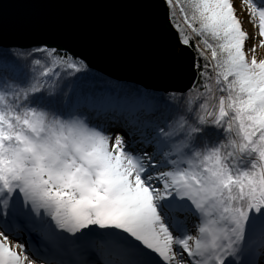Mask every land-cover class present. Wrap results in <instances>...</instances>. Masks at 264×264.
<instances>
[{
  "label": "snow or ice",
  "instance_id": "6c2138e0",
  "mask_svg": "<svg viewBox=\"0 0 264 264\" xmlns=\"http://www.w3.org/2000/svg\"><path fill=\"white\" fill-rule=\"evenodd\" d=\"M161 2L195 100L0 51V264H264V5Z\"/></svg>",
  "mask_w": 264,
  "mask_h": 264
},
{
  "label": "water",
  "instance_id": "95a60500",
  "mask_svg": "<svg viewBox=\"0 0 264 264\" xmlns=\"http://www.w3.org/2000/svg\"><path fill=\"white\" fill-rule=\"evenodd\" d=\"M166 11L161 0H0V49L48 45L113 81L183 94L196 82V55L178 58Z\"/></svg>",
  "mask_w": 264,
  "mask_h": 264
},
{
  "label": "trees",
  "instance_id": "16d2710c",
  "mask_svg": "<svg viewBox=\"0 0 264 264\" xmlns=\"http://www.w3.org/2000/svg\"><path fill=\"white\" fill-rule=\"evenodd\" d=\"M260 1H262V0H260ZM35 49L36 48H32V49H29V50L0 49V51H2L3 54L5 55V57L8 58L7 59L8 67L5 69V71L8 72L9 74H11L13 68H15L16 75H19V76L27 75L29 73V66L26 63V58H27V56L29 54L34 53ZM16 53H22L24 55L25 59H20V58L15 57V56L12 55V54H16ZM62 54H63V52H62ZM195 55H196V53H195ZM196 60H198L197 55H196ZM90 77H93V78L94 77H103L105 80L109 79V78L105 77L104 75H102V74H100V73H98L96 71H93V70H91ZM198 79H199V77H198V74H197L196 82H197ZM111 81L113 83H117L116 81H113V80H111ZM119 83L131 86V87H139V86L134 85V84L123 83V82H119ZM83 86L84 85L82 83H77V84L73 85V83L70 82V81L66 82V81L62 80L60 82V84L56 85V90H65L66 89L68 91H71L73 87L79 88V87H83ZM156 94L157 95H161V96L166 95V93H161V92H156ZM175 94L180 95L178 93H175ZM186 94H188L189 97L193 98L194 100H195V98L197 96L200 95V93L197 92L194 87L191 90H189L188 92H186ZM212 131L214 132L215 130H212ZM220 138H222V137H217L215 135H210L208 137V141L207 142L209 143V145H211V144L215 143L217 139H220ZM203 144H204V141H199L198 142V146H200L201 148L203 147ZM191 222L192 221H190V223Z\"/></svg>",
  "mask_w": 264,
  "mask_h": 264
},
{
  "label": "rangeland",
  "instance_id": "374dc122",
  "mask_svg": "<svg viewBox=\"0 0 264 264\" xmlns=\"http://www.w3.org/2000/svg\"><path fill=\"white\" fill-rule=\"evenodd\" d=\"M254 2H255L258 6H262V5H264V1H263V0H262V1H260V0H254ZM241 18L243 19L244 17L242 16ZM244 28H245L247 31H249V32H251V33H253V34H255V29L252 27V25L248 24L246 20H245V23H244ZM254 42L258 43V37L255 39ZM257 57H258V58H264V48L259 49V51H258V53H257ZM161 93H162V92H161ZM217 94H218V93H217ZM24 236H25V235H24ZM22 238H23L22 241L26 243V242H27L26 238H24V237H22Z\"/></svg>",
  "mask_w": 264,
  "mask_h": 264
},
{
  "label": "bare ground",
  "instance_id": "6f19581e",
  "mask_svg": "<svg viewBox=\"0 0 264 264\" xmlns=\"http://www.w3.org/2000/svg\"><path fill=\"white\" fill-rule=\"evenodd\" d=\"M24 238H26V240H28V237H27V235H25V236H23ZM23 239V238H22Z\"/></svg>",
  "mask_w": 264,
  "mask_h": 264
}]
</instances>
